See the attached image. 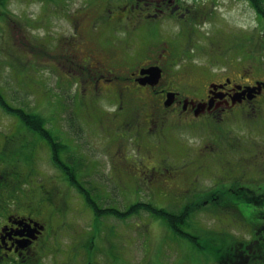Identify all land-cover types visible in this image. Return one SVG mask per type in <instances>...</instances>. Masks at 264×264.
I'll use <instances>...</instances> for the list:
<instances>
[{"label": "rangeland", "instance_id": "1", "mask_svg": "<svg viewBox=\"0 0 264 264\" xmlns=\"http://www.w3.org/2000/svg\"><path fill=\"white\" fill-rule=\"evenodd\" d=\"M134 1H4L0 92L7 104L39 116L60 147L53 148L0 106V176L6 170L0 177V210L23 214L36 207L43 210L42 218H50L44 264H264V255L241 261L235 252L250 237L246 225L255 220L248 217H259L250 210L254 204L242 205L245 215L239 213L240 205L228 207L218 195L210 198L214 188L225 186L218 181L223 176L264 180V111L255 115L245 105L241 113L188 124L173 117L169 126L151 124L145 131L132 118L131 125L125 123L127 114L113 113L110 90L101 97L93 89L94 101L82 91L85 85L90 92L100 74L113 80H100L98 87L124 86L138 64L161 52L167 56L161 58L165 70L187 72L185 80L178 73L182 85L177 90L195 102L209 81H264L263 19L249 0H172L155 17H136L135 7L127 14L137 19H109V10L117 15L118 6ZM187 7L193 13L180 17ZM76 71H82L84 83L76 81ZM54 150L66 163L65 156L74 159L77 180L92 189L96 207L106 200L127 206L124 212L136 202L152 201L172 212L189 207L185 234L146 211L124 219L95 215L70 175L54 169ZM157 161L183 173L170 183L166 171L155 170ZM126 162L131 164L127 169ZM136 175L146 182H135ZM227 194L229 200L234 196Z\"/></svg>", "mask_w": 264, "mask_h": 264}, {"label": "flooded vegetation", "instance_id": "2", "mask_svg": "<svg viewBox=\"0 0 264 264\" xmlns=\"http://www.w3.org/2000/svg\"><path fill=\"white\" fill-rule=\"evenodd\" d=\"M172 0H135L134 2H125L122 6H118V10L114 14L109 10V19L113 17L123 18V20L137 19L136 17L143 15L144 18L157 15L156 10L165 11L161 6L162 4L171 3ZM137 7L135 11L136 17L130 18L127 12L129 9ZM150 7L154 11L146 9ZM173 8H169V13L173 12ZM193 13L190 7L185 8L182 16ZM155 17V16H154ZM99 29H102V25L97 24ZM110 35V34H109ZM170 51L169 49H165ZM89 55V54H88ZM93 55V54H92ZM166 58L163 53L154 60H148L144 63L138 64L133 71L126 76V82L129 83L122 86L118 84H105L102 87H98V81H112V77H104V74H100V77H96V84H92L90 92L84 85L82 91L86 94H92L89 99L94 101L93 89L97 90V95L108 94L103 92L104 90H110L111 94L115 97V112L118 114H127L129 117L124 116L125 123L131 125V118L137 125H141V128L148 131L152 128L151 124L170 125L171 119L174 117L180 123H187L188 121H194L195 118L204 117L209 120H214L220 117L222 114L229 115L235 111L241 110L245 107H249V110H253L255 115L261 114L264 111V81L254 79L251 84H239L232 82L230 78L224 77L220 81H209L202 94L195 102L193 99H187L182 96L186 94H180L177 90L182 82L179 81L178 73L184 74L182 78L185 80L187 72H176L175 70H165L164 62L161 63V58ZM89 59V56H88ZM92 59V57H91ZM167 61V59H166ZM146 64V65H145ZM92 63H89V68ZM152 66L157 67L155 71H158L157 76H153L151 73H141L140 70H150ZM182 69L186 66H179ZM83 67L81 66V69ZM208 70L203 66L202 70ZM80 73L79 78L76 80L80 83H84L82 77V71H76ZM208 73H211L208 70ZM174 76H177L176 87L173 81L176 80ZM102 77V78H101ZM118 77V75H116ZM251 86L252 88H245ZM86 88V89H85ZM149 91L151 96L148 97ZM144 95V98L142 96ZM111 96V97H113ZM125 97L128 102H124ZM130 103V107L127 105ZM146 108V111H145ZM246 110V109H244ZM231 112V113H229ZM240 113L242 112L239 111ZM142 113V114H141ZM131 116V117H130ZM188 122V123H189ZM145 123L144 125H142ZM187 123V124H188ZM140 128V127H139ZM130 163L123 164V167L127 169ZM155 170L166 171L167 181L174 183L177 178L183 173L181 170L174 171L175 168L170 169L164 164V162L157 161ZM221 178V177H220ZM226 176L221 178L224 179ZM145 181L144 178L141 177ZM233 177L229 176L225 180H222L229 188H233L232 194L235 198L244 199L245 194H249V197L254 203L253 209H257L259 217L253 219L252 222L246 227L250 232L249 239L244 242L241 241L240 248H235L237 256L246 259L258 255H264V238L260 235H264V180L250 183L243 179H237L234 181ZM146 182V181H145ZM232 182V183H231ZM222 189H226L223 187ZM221 191V189H217ZM214 190L216 195L219 193ZM244 190V193H241ZM217 191V192H216ZM228 195V194H226ZM240 202L235 201L233 207H238ZM32 209V208H31ZM240 212L245 214L241 205ZM44 212L41 209H27L25 213L20 214L15 211L6 212L1 215L2 221L0 223V264H44L43 259L47 256V250L49 247L50 234L48 233V219L47 216L42 218ZM260 214H262L260 216ZM246 215V214H245ZM252 221V220H249ZM252 253V254H251ZM244 259V260H245ZM50 264V263H49Z\"/></svg>", "mask_w": 264, "mask_h": 264}, {"label": "trees", "instance_id": "3", "mask_svg": "<svg viewBox=\"0 0 264 264\" xmlns=\"http://www.w3.org/2000/svg\"><path fill=\"white\" fill-rule=\"evenodd\" d=\"M4 1L5 0H0V10H1V7L5 6ZM249 1L252 4V6L256 9V11L259 13V15H261V17L263 19V24H264V0H249ZM2 15H3V13L0 12V17ZM0 106H2L7 111L10 110V111L14 112L16 115H19L21 120H22V122H23V124L26 127L31 128L32 130L38 131L39 135H43L44 137H46L45 138L46 141L49 140L51 142L53 148L56 149V147L59 146L58 143L55 142L54 139L51 136H49V132H47L44 129V127L42 125V120H41V118L39 116L32 115L30 113L24 112L22 109H13V108H11V106L8 105L5 102L1 92H0ZM53 160L56 161V163L59 165V167H61L63 170H65L67 172V174L70 175V178H71L72 182L76 183L80 188L83 187V183L78 181L77 178L75 177V174H74L75 173V168H74L75 166L72 165L73 168H74V170H73L70 166H68L64 162H62V160L58 156V151L57 150H54ZM16 164H17V162H16ZM1 172H3V173H2V175L0 177L4 178V175L6 174V170H3ZM136 177L139 178V176H137V175H136ZM136 180H135V182H136ZM5 181H6V178H5ZM218 181H220V180H218ZM6 183L7 184L9 183L10 184L9 186L11 187V183L9 181L8 182L6 181ZM250 184L251 183H247V185H250ZM224 187L226 189H221V191L216 189L219 192V193H217V195L220 197L221 200L224 198V195H226L228 192H232L234 190L233 188H232L233 190L231 188H229L227 185H225ZM15 190H17V189H10V192L14 193ZM214 192L215 191H212L211 194H210L211 195L210 196L211 199L214 198V195H213ZM245 195H247V194H245ZM3 196H2V198H3ZM0 197H1V191H0ZM85 198H86V201L88 203H91L92 206L94 207V209H96L95 201L91 197V193L90 192H88L85 195ZM220 199L218 201H221ZM230 200H232V198ZM235 200H238V198H235L233 200V202ZM224 201H225V199H224ZM227 202H225L224 204L227 205ZM241 203L243 205V208H248L250 206L249 202L241 201ZM229 205L233 206V203L229 204ZM28 209H31V208H28ZM34 209H36V207H34ZM250 210L255 211L257 213V209L256 208L255 209L252 208ZM112 211H114V212H110V213H115V214L117 213V214L121 215L120 212H119L120 210L112 209ZM140 211H146L148 213H152L154 217L162 218L166 223H168L167 225H169V227H171L176 233H180V234H185L184 231L182 230L181 226L183 224H187L188 223V219L190 218V215H191V210H190L189 207H182L178 212H172V211L166 210L163 207H158L157 205H154L151 202H147L145 204L141 203V202L133 203V204H131L129 206L127 212H124V214L122 213V215L126 216L129 213L134 215V214H137ZM244 213L247 214L248 212L244 211ZM248 220H253V219L248 217Z\"/></svg>", "mask_w": 264, "mask_h": 264}, {"label": "water", "instance_id": "4", "mask_svg": "<svg viewBox=\"0 0 264 264\" xmlns=\"http://www.w3.org/2000/svg\"><path fill=\"white\" fill-rule=\"evenodd\" d=\"M152 70H153V68H151V70H148V71H147V70H144V72H146V73H147V72H149V71H150V73H151V72H152ZM142 72H143V71H142ZM156 73H157V72H156Z\"/></svg>", "mask_w": 264, "mask_h": 264}, {"label": "bare ground", "instance_id": "5", "mask_svg": "<svg viewBox=\"0 0 264 264\" xmlns=\"http://www.w3.org/2000/svg\"><path fill=\"white\" fill-rule=\"evenodd\" d=\"M131 164H129V166H130Z\"/></svg>", "mask_w": 264, "mask_h": 264}]
</instances>
